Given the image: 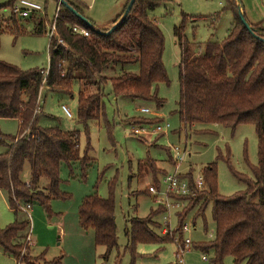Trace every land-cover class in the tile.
I'll list each match as a JSON object with an SVG mask.
<instances>
[{
	"label": "trees",
	"instance_id": "16d2710c",
	"mask_svg": "<svg viewBox=\"0 0 264 264\" xmlns=\"http://www.w3.org/2000/svg\"><path fill=\"white\" fill-rule=\"evenodd\" d=\"M65 1L86 17V7L79 0ZM13 2L10 0L0 5V9L11 7ZM128 2L110 26L95 29L61 5L57 34L66 48L54 41L49 42L46 75L45 69L22 70L0 60V118L19 122L16 135L0 132V146L4 148L0 153V191L16 217L14 222L0 228V249L17 261L23 248L24 232L30 227L29 219L17 218L20 207L29 205L31 209L34 204H39L50 214L52 200L71 198L60 189L62 165H66L72 175L73 165L79 164L85 176V169L91 163L86 151L80 153L79 131H63L37 124L40 90L46 87L72 95L73 89L77 88V120L84 125L104 115V86L108 82L115 97L153 101L157 109L163 104L157 96V88L159 84L169 83L162 62L164 37L149 12L164 0H135L126 18L105 34L118 22ZM226 10L233 16L227 35L220 41L207 40L200 55L191 52V43L184 36L186 17L174 27L173 35L180 51L179 99L175 112L184 129L207 124L233 131L240 124L253 125L258 162L252 169L253 179L232 171L247 186L244 191L231 196L218 192L215 163L202 169L206 190L190 199L189 208L200 204L202 208L198 216L204 218L206 208L211 206L214 235L210 241L192 242L191 248L211 252L212 264H223L227 256L232 258L233 264H264V42L254 36L264 38V26L250 23L244 14L253 32L246 29L239 18L236 0H226L223 11ZM219 15L217 13L214 18L218 19ZM15 17L10 15L11 27L1 28L0 25V32L24 33L22 20ZM30 20L33 21L32 33L41 35L46 32L47 15ZM75 25L85 28L88 36L74 33L72 27ZM152 114L154 118L137 116L131 117L130 122L136 126L164 122L161 115ZM165 149L168 160H171L170 147ZM26 164L30 172L28 182L22 178ZM144 171L150 172L155 183L160 173L167 172L159 169L150 157L137 162L138 174ZM42 179L46 181L44 187H40ZM116 182V177L108 182V197L102 198L94 192L83 198L78 210L79 225L94 231L95 244L107 249L105 256L117 247L113 198ZM143 193L149 195L147 189ZM161 211L155 208L147 217L129 219L126 234L132 249L137 243H181L180 216L179 225L172 233L163 236L156 233L155 229L160 227L156 218ZM59 263L60 258L45 262Z\"/></svg>",
	"mask_w": 264,
	"mask_h": 264
},
{
	"label": "rangeland",
	"instance_id": "374dc122",
	"mask_svg": "<svg viewBox=\"0 0 264 264\" xmlns=\"http://www.w3.org/2000/svg\"><path fill=\"white\" fill-rule=\"evenodd\" d=\"M8 1L10 0H0V5ZM40 1H47V18L52 20L55 0ZM123 1L83 0L86 4H91L90 11L95 18L98 15L105 19L119 13ZM239 2L250 23L259 22L264 26V0ZM225 6L226 0H164L149 12V16L157 21L164 37L162 62L169 80L168 84L158 85L157 96L163 100L159 109L153 101L115 97L108 82L104 86V115L99 120L88 121L84 125L77 120V88L73 89L72 95L46 87L40 90L37 124L41 127H58L63 131H79L80 153L86 151L91 163L85 169V176L79 164L73 165L72 175L68 167L62 165L60 189L70 194L71 198L52 200L50 214L39 204H34L29 209L31 234L29 229L24 232L20 259L17 261L0 249V264H45L56 258H60L59 264H179L175 254L176 243H137L132 249L126 234L131 217H147L156 208L152 198L143 193L151 183L152 176L149 171L138 174L137 162L150 157L159 169L173 172L166 146L178 144L185 147L189 153L186 162L195 171L215 163L217 188L221 195L231 196L246 189L247 183L238 179L232 171L253 179L252 169L258 162L254 126L240 124L233 131L207 124L184 129L175 112L179 99L180 51L173 35L174 27L179 26L184 16L186 17L184 36L191 43V52L200 55L207 40L220 41L227 35L233 16L230 11H223ZM217 13L220 14L218 19L214 18ZM10 15V7L0 9L1 28L11 27ZM15 19L22 20L20 23L25 31L19 34L7 30L0 32V60L22 70L46 69L49 60L48 33L35 35L31 32V21ZM62 105L70 110V118L63 112ZM141 108H147L151 113H141ZM152 113L162 115L163 121L169 125L168 131L165 134L145 136L143 139L135 137L131 129L140 126L132 125L130 118L142 116L151 119L154 118ZM18 130L16 120H0L2 134L16 135ZM2 150L3 147L0 146V153ZM186 167V164L181 165L180 171ZM24 168L29 175V166L26 164ZM161 175L160 173L159 176ZM114 177L117 179L113 190L117 247L105 256L107 249L95 244L94 231L85 230L79 225L78 210L83 198L94 192L102 198L108 197V182ZM44 182L46 183L45 180ZM201 208L200 204L194 207V216L186 220L190 225L195 224L194 230L186 234L193 243L210 241L214 235L211 206L206 208L204 218L198 216ZM22 217L27 218L21 211L17 218ZM15 218L5 197L0 194V228L14 222ZM156 219L162 221V215ZM177 224V220L172 219V228ZM155 231L161 235L160 229ZM203 254L208 257V261L201 260ZM23 256L24 259L21 260ZM211 258V252L203 253L190 247L184 255V264H212ZM223 264H233L232 258L225 257Z\"/></svg>",
	"mask_w": 264,
	"mask_h": 264
},
{
	"label": "built area",
	"instance_id": "2783aa9c",
	"mask_svg": "<svg viewBox=\"0 0 264 264\" xmlns=\"http://www.w3.org/2000/svg\"><path fill=\"white\" fill-rule=\"evenodd\" d=\"M61 9L60 0H56L55 13L52 20L46 26V33L49 36V42H56L58 45H62L66 48L65 43L59 38L57 34V20L59 18V11ZM11 15H15L21 19H29L36 17L37 15L44 16L45 8L42 3L37 0H15L10 7ZM72 31L74 33L88 36V31L80 26H73ZM47 74V68L44 70V75ZM40 104V101L38 102ZM62 110L67 117H71L70 110L62 105ZM40 109H37V113ZM142 113H151L147 108H141ZM156 115V114H155ZM168 123H158L155 125H146L132 128V134L141 138L143 136H151L156 134H165L168 131ZM170 153L171 160H168L173 167V172H166L158 177L157 182H152L147 185V190L156 208H160L162 211V221L159 222L160 234L166 235L172 233L179 225L178 219L182 217V223H180V232L182 235V241L176 242L177 250L175 252L179 264H184V255L190 250L192 240L186 234L194 230L195 224L190 225L186 222L188 217H193L195 213H192L190 209V199L194 198L198 192L206 190V183L202 175V170L195 171L191 164L186 162L189 153L185 147L178 144L171 145ZM171 161V162H170ZM186 164V169L180 171V166ZM192 170V171H191ZM29 205L20 207V210L26 214L29 218ZM172 219H176L178 224L175 228H172ZM158 229V230H159ZM29 233L31 234V225L29 227ZM177 240V239H176ZM201 260L208 261L206 255L201 256Z\"/></svg>",
	"mask_w": 264,
	"mask_h": 264
},
{
	"label": "crops",
	"instance_id": "0c3cea01",
	"mask_svg": "<svg viewBox=\"0 0 264 264\" xmlns=\"http://www.w3.org/2000/svg\"><path fill=\"white\" fill-rule=\"evenodd\" d=\"M37 1H39L40 3H42L40 0H37ZM82 4H84L85 5V9H84V12H85V16L93 23V27L94 28H107L108 26H110V24H111V22H112V20L115 18V16L116 15H118L119 13H121L122 12V10H123V8H124V5L126 4V2H127V0H124L123 2H122V5H121V7H122V10L119 12V13H117L116 15H114V16H109V17H111V18H107V19H105L104 18V16H96V18L94 17V15H92V12L90 11V8H91V4H86L85 2H83V0H79ZM43 5H45V8H46V10H47V2L45 3H42ZM55 4H56V0H55ZM240 7H241V5H239ZM242 8V7H241ZM243 10V9H242ZM47 11H45V13H46ZM245 12V11H244ZM46 15H47V13H46ZM39 16H41V15H37L36 17H31V18H29V20L30 19H34V18H38ZM18 18V17H17ZM18 19H20V18H18ZM104 19V20H103ZM31 21V23H33V21L32 20H30ZM252 24H256V23H259V22H251ZM33 27V26H32ZM45 31H46V29H45ZM46 33V32H45ZM134 71H135V69H134ZM159 114V113H158ZM159 115H161V114H159ZM162 116V115H161ZM0 120H4V119H2V118H0ZM14 120H16V119H14ZM17 121V120H16ZM18 122V121H17ZM18 126H19V122H18ZM4 151V148H3V150H2V152ZM24 170H25V168H24ZM22 178H23V180L25 181V182H28L29 181V175H28V173L26 174L25 173V171H23V174H22ZM46 185V183L44 182V180L42 179L41 180V183H40V187H44ZM0 194H1V196H3V198H4V195L2 194V192L0 191ZM8 205V204H7ZM11 211H12V209H10ZM13 212V211H12Z\"/></svg>",
	"mask_w": 264,
	"mask_h": 264
},
{
	"label": "water",
	"instance_id": "95a60500",
	"mask_svg": "<svg viewBox=\"0 0 264 264\" xmlns=\"http://www.w3.org/2000/svg\"><path fill=\"white\" fill-rule=\"evenodd\" d=\"M134 1H135V0H129V2H128V4H127L125 10L123 11L122 15L120 16L118 22L115 23V24L111 27V29H110L108 32H105V34L110 33V32H111V31H112V30H113V29H114V28H115V27L121 22V21H123V20L126 18V16H127L128 12H129V10L131 9V7H132ZM236 2H237V6H238V14H239V18H240L242 24L245 26L246 29H248L249 31L253 32V31H252V28H251L250 25H249V23H248V22L246 21V19H245L244 12H243L242 8L239 6V5H240L239 0H236ZM60 3H61V5H63L65 8H67L68 10H70L73 14H75V16H76L77 18H79V19H80L85 25H87L88 27L94 28V27L92 26L91 22H90L86 17H84V16H82L81 14L77 13L76 10H75L74 8H72V7H71V6H70L65 0H60ZM94 29H95V28H94ZM96 30H97V29H96ZM253 34H254V33H253ZM254 36H255L256 38H258V39H260L261 41L264 42V38H260V37H258L256 34H254Z\"/></svg>",
	"mask_w": 264,
	"mask_h": 264
}]
</instances>
